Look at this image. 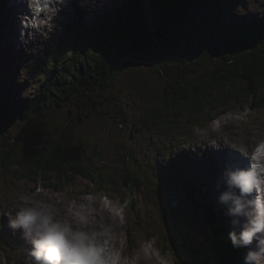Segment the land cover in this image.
Here are the masks:
<instances>
[{"label":"rangeland","instance_id":"rangeland-1","mask_svg":"<svg viewBox=\"0 0 264 264\" xmlns=\"http://www.w3.org/2000/svg\"><path fill=\"white\" fill-rule=\"evenodd\" d=\"M187 1L191 0L169 1L177 4L178 10L174 9V12L178 14V19L171 24L172 27L169 25L164 27H166V32L170 35L171 41L174 40V37L169 31L178 33L175 42L177 46L181 47L185 43H189L188 45L185 44L189 47V50L182 46L181 48L186 50L178 51L179 57L185 56L186 58L189 56L188 53L193 51L197 55L194 54V57L189 58L187 62L169 61L165 63L163 70L166 73L163 76H166V74L175 77L183 75V77L189 76L192 78V76H202L204 73L208 75L209 67L220 64V62L210 63L208 59L203 58L209 50H221V56L224 59L229 57L230 51L239 53L238 50L246 49L247 43L243 42L241 38H246L248 43L250 42L255 46L257 37L250 33L253 30L256 31L255 28L260 24L264 26V18L252 13L246 16L234 15L233 9L238 3L244 4V0H205V2L198 0L199 4L196 3L193 6L200 5L201 8L196 10H192L189 4L186 3ZM0 2H5V0H0ZM169 2H165V0H96L95 6L82 8L80 7V0H70L67 7L58 14L56 21L58 30L50 34L47 40L38 41L39 46L32 43L27 46L29 48L37 47L35 53H25L23 48L21 51L16 52L20 50L18 42L14 43L15 52L6 50L12 38H6L8 29L2 27L10 28L13 23L18 26V21L15 22L14 19L7 20L5 10L0 8V18L3 19L2 26H0V90L2 92H13L10 95V103L13 106L16 103H21L19 108L24 103L32 101L38 102V105L43 101L46 104L41 109H34V114L31 115L28 122L21 117L11 118V113H8L7 116L3 112L0 113L7 120L5 123L0 121V128L7 136L6 140L8 142L5 141V143L11 144L9 145L11 149L16 146L18 149L16 155L19 156L22 152L21 148L43 143L40 142L41 134L48 130V145L56 146V144H60L63 149H71V151H65L66 159L61 163L56 155L58 150L56 151L55 148L51 155L48 153L51 162L63 165L64 168L80 169L96 178L100 174L102 177L111 180L113 184L110 187L107 188L106 185H103L101 189L103 192L97 193V195L106 197L112 202L111 205L102 210L99 209L98 204L96 205L98 217H103L106 223L114 227L119 235L118 243L126 248L127 253L140 251L147 264H174L171 256L158 249L159 247L166 249V244H161L162 238L160 235L165 236L166 243L173 240V237L170 236L172 232L170 230L166 231L163 221L161 222L159 219L162 214L168 220L169 226H173L163 204L165 203L167 208L175 210L169 204L167 192L172 193L171 195L174 196V205L177 208L180 193L181 206L178 209L184 207L187 210L188 200L184 199L185 196L183 195L185 188L180 185L183 183L181 178L184 168L182 166L179 168L182 171L180 175L181 183L179 184L174 175L175 168L170 167L171 164L175 163L173 161H177L176 159L181 160L190 169L191 173L192 170L194 171V182L199 184L205 196L211 193L207 197L217 198L219 191L223 190L222 185L218 190L216 187L217 178L213 174L208 176L205 181L201 180L199 182L196 170L200 172V169L193 163L192 159L196 160L199 157L201 160L206 155L215 158V153L220 147V151L226 148L229 152L242 154L245 148L250 150L253 145L264 138V107L251 111L248 107L243 106L240 110L235 100L230 104H227L228 101H224V105L221 107L214 106L218 105L215 102L212 105V110L208 109L210 105H207L199 115L188 109L182 115V118L177 120V125L174 123L167 126L160 121L152 124L151 115L156 108H161L165 113V107L161 105L166 89L165 78L153 72L144 63L133 62L131 66L126 67L122 61V53L119 55L116 51L121 50V48L113 41L110 42V47L99 46L97 48L91 47L90 50L86 49L83 40L84 33L91 30H95L96 33L97 29L101 30L109 22L113 23L116 17L123 21V7L129 10L136 4H146L148 8L156 9L159 4L161 6ZM7 3L10 4V0ZM229 3L236 4L229 6ZM184 7H186L189 15L187 13L180 17L179 12L183 11ZM132 11L141 13L138 10ZM7 13L9 14L8 11ZM149 18L155 21L159 18V15L157 16L152 11ZM168 18H164L165 23L169 21ZM233 22H236L237 25H233ZM240 24H243L242 28L247 27L251 31H248L249 33L245 31L232 33V36L227 33L228 27H238ZM192 27H194V30ZM2 29L4 30L2 31ZM242 32L245 34L243 37L241 36ZM221 34L228 35L223 39L219 37ZM15 38L18 39L17 36ZM93 40H97V36H94ZM72 43H76V45ZM263 45L262 42L257 44L259 49H263ZM101 52L108 53L113 63L119 62V70L113 76L112 85L101 92L98 105L95 98L98 94L97 90L87 88V92L83 97L79 98L78 94L75 93L67 96L66 99L52 94V90L43 89L45 84L57 82L60 75L67 70L72 73L76 72L79 76L86 78L83 72L86 68L84 64L87 58L86 54L92 59L93 55ZM54 56L56 57L52 60ZM68 58H70V61H67ZM29 61H32V63L29 64ZM65 66L68 68L65 69ZM21 67L28 68L29 76H22V83H17ZM214 78H216V75H214ZM72 80L73 76L70 74L67 81ZM67 81L65 80L60 86H63ZM80 81L82 85L85 84L84 79H80ZM89 81L90 79L86 82ZM43 92L45 98L40 97ZM260 92L263 94L264 89ZM0 98L3 102L6 96ZM85 101L91 103L92 106H84ZM228 106L231 107L229 112ZM20 109L25 110L24 106ZM44 112H47V116L43 115ZM75 114L84 117H78L76 120L74 118ZM254 114L257 117L255 122L251 117ZM209 115L216 116L211 117L213 119L208 123ZM193 119L198 120L197 123L192 122ZM70 134L75 135V137L73 136L68 144V141L64 138ZM42 135L46 136V134ZM82 158L85 160H82ZM49 167L51 166L49 165ZM54 168L56 171L53 176L48 177L55 179L53 181L56 183L54 188L58 189L63 180L60 177L56 178L55 174L58 172V168L56 166ZM11 172L12 174L7 173L3 167H0V204H4L8 211H12L24 197L29 199L44 198L50 202L59 200L57 204L59 212L70 218L71 211L77 210L81 203H87L86 197L96 196V192H99V187H101L99 184L94 186L91 182L86 181L82 176L84 173H82L81 176L75 178L73 185L63 187L61 193H55L40 186L46 191L37 194L36 190L33 189L34 184L19 181L20 172L15 171L16 174L12 170ZM184 179H191L187 170ZM195 183H189L187 187L190 189ZM140 184L143 188L139 193L132 196L133 188L140 186ZM27 188H32V191H34L28 193ZM73 200L76 201V208H72ZM188 204L189 207L192 206L191 202H188ZM220 207L222 208V206ZM220 213L222 216L223 208ZM192 214L195 218L200 217L194 209H192ZM109 215L115 217L117 222L110 220ZM214 215L215 217L211 215V221L213 226H216L221 218L216 216L215 211ZM200 221H204L206 233L210 232L209 222L206 221V224L204 218ZM179 222L183 228L189 227L187 221H184L185 226L180 220ZM216 222L218 224H215ZM171 230H173V227H171ZM192 233L194 232L192 231ZM184 234H188V230L184 231ZM2 236H10V242L5 241V239L2 242ZM14 240L17 241V244ZM211 242L215 244L218 241L212 238ZM25 244L26 242L21 239L19 230L11 232L7 227L5 213V218H0V264H25L28 253ZM185 245L187 247L189 245V248L194 250L205 251L202 257L206 264L212 262L214 264H221V262L228 264L232 256L231 253L229 258L225 256L224 260L220 262L214 253L218 254L220 251L223 255L227 252V248L220 249L222 248L220 246L218 251H213L214 245L213 248L210 247L211 251L208 247L206 249L201 248L200 246H203V244H200V240L196 235H191ZM239 250L243 254L246 251L245 249ZM189 252L190 250H188ZM180 258L181 255L175 253L173 260L179 261ZM139 262L143 264L142 261Z\"/></svg>","mask_w":264,"mask_h":264},{"label":"trees","instance_id":"trees-1","mask_svg":"<svg viewBox=\"0 0 264 264\" xmlns=\"http://www.w3.org/2000/svg\"><path fill=\"white\" fill-rule=\"evenodd\" d=\"M169 1L170 0H165V2ZM197 1L198 0H191L187 1L186 3L189 4V7L192 10H196L198 8H201L200 5L193 6V4L198 3ZM200 1L205 2V0ZM232 4L236 3H229V6H232ZM176 5L177 4H175V2H169L166 4L164 3L161 6L159 4L156 9H152L148 8L146 4H136V10L140 11L141 13L133 12L132 9H122L124 12L122 13L123 21L119 20L116 17L113 23L109 22L105 27H103V29H97L96 33L95 30L84 33L83 40L86 49L90 50L91 47L97 48L99 46L110 47V42L113 41L118 47L121 48V50L116 51L119 53V55L120 53H122V61L126 67L131 66L133 62L144 63V65L149 66L153 70V72L165 78L166 89L164 90L163 103L161 104L162 107H165V113L161 108H156L153 111V114H150L153 120L152 124H155L156 121H160L167 126L173 125L174 123L177 125V120L181 119L182 115L185 114L188 109L189 111L195 112L196 115H199L207 105H210L208 109L212 110V105L215 102L218 104L214 105L216 107L223 106L224 101H228L227 104H230L235 100L237 103V107H240V110L243 106L248 107L251 111H253L254 109L259 110L263 108L264 93L262 94L260 91L264 89V48L259 49L257 46L259 42L264 43V26L261 24L255 28L256 31L253 30V32L250 33L252 35H256L257 37L255 46H253V44H251L250 42L248 43V41H246V38H241L239 36V38H241L243 42L247 43L246 49L238 50L240 51L239 53L230 51L229 53L231 54L229 55V57L222 59L221 50H209V53L206 52L203 58L208 59L210 63L220 62V64L208 68V75H205L206 73H204V75L202 76H192V78H190L189 76L183 77V75L175 77L168 76V74H166V76H163L164 73H166V71L163 70L165 63L169 61L187 62L189 58L194 57V54L197 55L196 52L193 51L189 52V56H187L186 58L185 56L179 57V55L177 54L178 51L186 50L184 48H181L182 46L189 50V47L185 45H188L189 43H185L184 45L179 47L175 43L177 41L176 36L178 35V33H172L169 31V33L174 37V40L171 41L170 35L166 32V27L164 26L169 25L170 27H172L171 24L175 23L176 19H178V14L174 12V9H177ZM152 11L157 14V16L159 15V18L155 21L149 19V14ZM187 13L189 15L186 7H184V10L179 12V16L181 17ZM163 16L164 18L169 17V21L167 23H165V19L163 18ZM261 23H263V21H261ZM234 24L237 25L236 22H233V25ZM242 25L243 24H240L238 27H228L227 33L232 36V33H240L241 31L249 33L248 31H251L247 27L242 28ZM117 27L119 28L117 29ZM192 28L194 30V27ZM209 33L211 32L209 31ZM228 34H221L219 35V37L224 39ZM94 36H97V40H93ZM241 36L243 37L245 36V34L242 32ZM76 43L72 44L76 45ZM86 56L88 59L86 58L84 61L86 68L83 72L85 73L87 79L79 76L76 72L72 73L67 70L60 75V79L57 82L55 81L53 83L50 82L48 84H45L43 89H46L47 91L52 90V94L56 95L57 97H64L66 99L67 96H71L75 93L78 94L79 98L83 97L87 92V88L91 90H97L98 94L95 96V98L98 101V105L101 92L105 88H109L113 83V76H115L117 71L119 70V62L113 63L111 61L110 55L105 52L96 53L92 56V59L88 54H86ZM55 57L56 56L52 57V60ZM67 61H70V58H68ZM64 68L67 69L68 67L65 66ZM70 74L73 76V80L67 81V78ZM214 75H216V78H214ZM80 79H84L85 84L82 85ZM88 79H90V81L86 82ZM65 80L67 82L64 83L63 86H60L61 83H63ZM12 93H9V91L2 92V90H0V97L6 96L3 102L2 98H0V113L3 112L6 116L8 113H11L10 115L13 119H15L16 117H21L28 122L31 119V115L34 114V109H41L43 105H46L44 101L40 105H38V102L35 103L34 101L27 102L20 106V108L22 106H24L25 108V110L22 111L19 108V105L21 103H16L14 104V106L11 105L10 95ZM40 97L45 98L44 92L41 93ZM230 99L233 100L229 101ZM83 105L88 107L92 106L91 103H88L86 101ZM230 109L231 107L228 106V110ZM167 111L168 113H166ZM43 115L47 116V112H44ZM213 116H208V123L211 119H213L211 118ZM254 116L252 118L255 122L257 117ZM78 117L84 116L80 114L74 115V118L76 120L78 119ZM0 121L3 123H5V121L7 122V120L1 115ZM197 121L198 120L193 119L192 122L197 123ZM202 125L205 126L204 123H202ZM42 134H46V136ZM42 134L40 142L43 143L36 145H27L26 147L21 148V155L18 156L16 155L18 151L16 146L11 149V147L9 146L11 144L5 143V141H7V136L5 132L0 128V167H3L4 171L10 174H12L11 170L14 171V174H16V172H20L19 181H22L23 183L28 182L34 184L33 189H35L36 186H43L44 188L54 191L59 189L61 190V188L69 185H73L72 183L75 178L79 175L81 176V174L84 172L80 169L74 170L68 167L64 168L63 165L61 166L59 164L57 165L54 162H51L50 158V155L53 153L52 151L56 148V151L58 150L56 155L59 157L60 162L63 163L66 159L65 151H71V149H63V146L60 144H56V146H52L51 144L48 145L49 139L47 135L49 136V131L46 130L45 133L43 132ZM73 136L75 137V135L70 134L64 139L67 140L69 144V140L71 141ZM48 153H50V155ZM82 160L85 159L82 158ZM176 160L177 161L173 165H170V167L175 168L174 175L177 178V182L180 184L181 181H183V183L180 185L185 188L183 192V195L185 196L184 199H187L191 203L192 201H195L196 212L200 217L202 216L200 215V212H203L207 215L208 210V217L205 220L209 222L210 235L206 232L204 233L206 234V236H204L205 243L207 240V246L210 244L212 238H214L213 234L216 237L219 236L221 240H226V233L228 229H226L225 227L229 228L226 218L222 215L221 223L214 227H211L212 221L210 224L209 218H211V215L215 216L211 208V206H213L214 204H210L207 199L201 197L200 192L196 186L190 188L192 192H188L186 187V181L188 179H184L186 170L184 169L182 172L179 169L182 164L178 159ZM49 165L51 167H49ZM54 166L58 168V172L55 174L56 178L60 177L63 180L62 185L58 189L54 188L56 183L53 181H55V179H53L52 177H48L53 176L54 172L56 171ZM181 172L183 176L180 181ZM82 176L86 181L91 182L92 185L98 186L97 184H99L101 186L99 187V192H96V195L97 193L99 194L100 192H103L101 191L103 185H106L108 188L111 184H113L111 180L102 177L100 174H98V178L88 173H84L82 174ZM142 188L143 187L141 186V184L140 186L133 188V192H131V195L133 196L135 193H139ZM26 191L28 193H32L34 190L32 191V188H27ZM55 193H59V191ZM170 194L172 193L167 192V195ZM178 197L181 198L180 193ZM159 218L161 221H163L161 217ZM184 231L185 230L182 227V230L179 231L180 235L184 236ZM162 237L164 238V236ZM216 240L219 241V239L217 238ZM225 242H227V240ZM164 243L166 244V242H162V245H165ZM226 245L227 243H223V246ZM165 246L167 249V245ZM169 247V250L173 257H175V253H179L181 255L179 261H174L175 264H206L204 263L202 257L205 251L196 249L194 252V250L189 249V253L192 254L188 255V251L186 253V251L183 249L184 245L181 242H177L176 237L174 236L172 244L169 245ZM204 248L206 249L207 247ZM166 249L162 250L166 251ZM213 251H218L216 246H214ZM231 253L232 251H229V248L227 247V252L225 254L222 255L219 251L218 254L214 253V255L221 262V260H224L225 256L229 258L231 256ZM210 257L212 258V255ZM233 259L234 257L232 254L229 259L230 261H228V264H234ZM208 264L214 263L212 262ZM221 264L223 263L221 262Z\"/></svg>","mask_w":264,"mask_h":264},{"label":"clouds","instance_id":"clouds-1","mask_svg":"<svg viewBox=\"0 0 264 264\" xmlns=\"http://www.w3.org/2000/svg\"><path fill=\"white\" fill-rule=\"evenodd\" d=\"M23 3L26 12L16 14L18 41L25 53H35L37 47L27 46H39L38 41L47 40L58 30V14L69 0ZM95 4L96 0H80L82 8ZM233 13L264 18V0H244ZM22 76H29L27 67L19 69L17 83H22ZM242 155L246 167L225 165L220 172L216 187L219 190L223 185V190L217 195V205L222 206L223 216L228 218L227 242L233 249L246 250L242 264H264V139L251 150L245 148ZM35 190L37 194L46 191L39 186ZM86 200L77 210L70 209V218L59 212V200L24 197L12 211L0 204V218H5L6 213L7 227L13 232L19 230L21 239L30 246L25 264H137L135 257L123 254L114 227L98 217L96 205L102 210L112 202L100 195L88 196ZM72 208H76L75 200Z\"/></svg>","mask_w":264,"mask_h":264},{"label":"bare ground","instance_id":"bare-ground-1","mask_svg":"<svg viewBox=\"0 0 264 264\" xmlns=\"http://www.w3.org/2000/svg\"><path fill=\"white\" fill-rule=\"evenodd\" d=\"M9 0H5V2H0V8L3 10H5V14H6V17H7V20H9V21H11L12 19H14L15 20V22L17 21L16 20V14L17 13H19V12H24V8H25V5H24V3H23V0H15L14 2H13V0H10V4H8L7 2H8ZM70 1V0H69ZM78 1V0H77ZM76 2V1H75ZM6 6H5V5ZM8 4V5H7ZM123 9L124 10H126V8L125 7H123ZM132 10H136V6L134 5L132 8H131ZM7 11L9 12V14L7 13ZM9 15V16H8ZM150 19V18H149ZM2 21H3V19H1L0 18V26H2ZM2 28H6V29H8V31L6 32V38L7 39H10V38H12V41L9 43V45H8V47L6 48V50H8V51H12V52H15L14 50H13V48L15 47V45H14V43L15 42H18L19 43V41H18V39H16L15 38V36H17L18 37V33H19V28H18V26H17V24L16 23H13V25L10 27V28H7V27H5V26H3ZM4 29H2V31H3ZM19 45V44H18ZM16 48V47H15ZM22 46H20L19 45V49L20 50H22ZM2 53H3V51H1ZM16 52H18V50L16 51ZM230 110H228V112H229ZM254 115H252L251 117H253ZM255 117V116H254ZM256 121V120H255ZM262 139H264V138H262ZM262 139H260V140H262ZM259 140V141H260ZM258 141V142H259ZM257 142V143H258ZM254 146V145H253ZM221 148V147H220ZM220 148H219V150L215 153V158L214 157H210V156H208V155H206V156H204L201 160H200V158L198 157L196 160L195 159H192L193 160V163L194 164H196V166L200 169V172H202L201 174H200V172H198L197 170H196V172H197V177H198V179H199V182H201V180L202 181H205V179L206 178H208V176H210V175H212L213 174V176H216V178H218V176H219V174H220V172L223 170V168H224V166L225 165H231V166H233V167H246L247 166V161H246V159L244 158V156L242 155V154H240V153H236V152H229L226 148H223V149H221V151H220ZM251 149H252V147H251ZM250 149V150H251ZM206 150V149H205ZM232 150V149H231ZM202 151V150H201ZM174 162H176V161H174ZM181 164H182V166L184 167V169L186 168V170L189 172V178H191V179H188L187 181H186V187H187V185L189 184V183H195L194 182V171L192 170V173H191V171H190V169H188L183 163H182V161L180 160L179 161ZM203 164V165H202ZM172 165V164H171ZM204 168H205V170H204ZM197 187L198 188V190H199V192H200V196L201 197H204L205 199H207L208 200V202L210 203V204H212L213 206H211V208H213L212 209V211L214 210L215 211V214H216V216H218V218H221V215H220V211H221V207L219 206V208H218V206H217V201H216V198L215 197H207V196H209V195H207V196H205V194L201 191V188H200V186H199V184H197V183H195V185H194V187ZM205 189H207L206 187H204ZM222 188H223V185H222ZM187 189H188V192L190 193V192H192L188 187H187ZM207 192H208V190H207ZM168 196V200H169V204L171 205V206H173L174 208H175V210H170V208H167V204H165V203H163L164 205H165V208H166V212H167V214H168V216H169V218L170 219H175V220H180L181 222H182V224L184 225L185 223H184V221H187L188 223H189V227L188 228H184V230L185 231H187L188 230V234H190V235H196V236H198V238H200V226L202 227V230H203V232H206L205 230H204V228H205V224H204V221H200L201 219H206L207 217H208V210H207V215L206 214H204L203 212H200L199 214L200 215H202L201 216V218L200 217H197V218H195L194 217V215L192 214V209H194V211L196 212V204H195V201H192V206H190L189 207V204H188V202H190V201H188L187 202V210L183 207V209H178V208H180V206H181V198L180 197H178V200H179V206H178V208L174 205V196L173 195H167ZM217 197V196H216ZM217 206V207H216ZM216 207V208H215ZM217 208L220 210H218V212L216 211L217 210ZM199 210V209H198ZM200 211V210H199ZM214 211H213V213H214ZM217 212V213H216ZM197 213V212H196ZM198 214V213H197ZM174 216V217H173ZM215 217V216H214ZM109 218H110V220H113L114 222H117V219L114 217H110V215H109ZM209 220H210V222H211V218H209ZM191 222V223H190ZM205 222H206V220H205ZM219 223H221V221H218ZM197 223V225H195ZM200 223H202V224H200ZM227 223H228V219H227ZM215 224H218L217 222L215 223ZM214 224V225H215ZM209 226V225H208ZM207 226V227H208ZM228 226H229V224H228ZM211 227H214L213 226V223L211 224ZM226 229H228V227H225ZM192 231L194 232V233H192ZM11 232H12V230H11ZM208 232V231H207ZM209 233V232H208ZM207 233V234H208ZM202 234V233H201ZM204 234V233H203ZM159 235H160V233H159ZM13 236V235H12ZM161 236V238H162V242H165V241H167L166 240V238H165V236L164 235H160ZM162 236H164V238L162 237ZM204 236H206V234H204V235H202V244H203V248H204V246L206 247V243H205V240H204ZM213 237L216 239H219V241L218 242H215V244H214V246H216L217 247V249H218V247H220V246H222V248L221 249H223V248H229V251H232V254H233V257H234V259H233V261H234V264H235V262H237V264H242V257H243V252H241L239 249V254H238V250H236V249H233L232 247H231V245L228 243V242H225L226 240L224 239V240H221L220 238H219V236H215L214 234H213ZM200 240V239H199ZM15 241V244H17V241L16 240H14ZM173 241V240H172ZM172 241L170 242V243H166V245H167V249H166V251H164V250H162L161 249V247H159L158 249L161 251V252H163L164 251V254H168L169 256H171V259H172V261L174 262V260H173V256H172V254H171V252H170V247H169V245H171L172 244ZM212 243V242H211ZM223 243H227V245L226 246H223ZM129 244H133V243H129ZM162 244V243H161ZM118 245H119V243H118ZM120 246V245H119ZM29 245L26 243L25 244V249H29ZM122 249H123V254H126L127 253V251H126V248L124 247V246H120ZM208 247V246H207ZM183 248H186L187 250H189L190 248H188L187 247V245L186 246H184ZM127 255H129L130 257H135L136 258V261H137V264H140V262L139 261H142V263L143 264H147V262H146V260H145V258H144V256L142 255V253L140 252V251H134L133 253H127ZM188 255H190V253L188 254ZM238 257H240V259H238ZM174 264H175V262H174Z\"/></svg>","mask_w":264,"mask_h":264},{"label":"water","instance_id":"water-1","mask_svg":"<svg viewBox=\"0 0 264 264\" xmlns=\"http://www.w3.org/2000/svg\"><path fill=\"white\" fill-rule=\"evenodd\" d=\"M171 209H173V208H170V210ZM174 217V216H173ZM170 222H171V224L173 225V226H164V227H173L174 228V230H175V232H176V234H177V237H178V239L180 240V241H182V239H181V236H180V233H179V228H180V222H179V220H175V219H170ZM201 224V223H200ZM206 224H207V222H206ZM195 225H197V223L195 224ZM205 229V228H204ZM170 231L172 232V235H170L171 236V238L173 237V231L171 230V228H170ZM171 232H170V234H171ZM202 233V234H201ZM203 233H205V232H203V230H202V227L200 226V244H202V235H204ZM187 235V234H186ZM187 237V236H186ZM191 237V236H190ZM182 244L184 245V246H186L185 245V243L184 242H182ZM213 245H214V243L212 242H210V244L208 245V247H209V249H210V247L211 248H213ZM201 248L203 247V246H200ZM206 247H207V240H206ZM188 248H189V245H188ZM185 250H186V253H187V249L185 248ZM211 251V250H210ZM194 252H195V250H194Z\"/></svg>","mask_w":264,"mask_h":264}]
</instances>
